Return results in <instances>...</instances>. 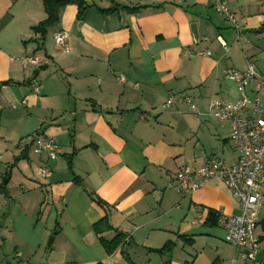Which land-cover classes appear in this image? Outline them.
<instances>
[{"label":"crops","instance_id":"obj_1","mask_svg":"<svg viewBox=\"0 0 264 264\" xmlns=\"http://www.w3.org/2000/svg\"><path fill=\"white\" fill-rule=\"evenodd\" d=\"M226 1L239 30L212 0H84L81 20L70 3L42 38L43 0H0V264H239L209 215L241 213L231 190L219 179L175 188L209 155L238 158L230 122L206 114L240 97L224 71L252 60L264 73V0ZM29 55L40 64H21ZM171 95L203 115L163 107ZM38 133L55 138L57 158L35 152ZM255 232L258 251L242 264H264V200ZM117 235L106 253L101 239Z\"/></svg>","mask_w":264,"mask_h":264},{"label":"built area","instance_id":"obj_2","mask_svg":"<svg viewBox=\"0 0 264 264\" xmlns=\"http://www.w3.org/2000/svg\"><path fill=\"white\" fill-rule=\"evenodd\" d=\"M212 6L239 30L226 0H212ZM53 39L58 46L68 50L66 32L54 33ZM222 44L226 47L224 42ZM200 54H209V51ZM20 62L39 65L41 61L37 56L29 55L21 58ZM224 76L236 84L240 97L236 101L212 100L206 114L221 123L230 122V139L238 151V158L235 163L228 165L216 156L209 155L197 169L184 167L176 176L175 188L184 195L212 179H219L231 190L233 197L241 205V213L228 215L215 210L214 214L225 230V240L235 249H240L235 260L242 264L254 260L258 251L259 238L255 229L264 200V73H260L253 61L249 60L244 71L227 68ZM120 80H123L122 76ZM32 89L38 91L39 85L32 83ZM176 102L186 104L197 117L203 115L188 95H171L167 97L163 107H170ZM33 144L35 152L45 154L47 159H55L60 154L59 145L51 135L38 133L33 138ZM38 172L42 177L51 174L46 164L39 166Z\"/></svg>","mask_w":264,"mask_h":264},{"label":"trees","instance_id":"obj_3","mask_svg":"<svg viewBox=\"0 0 264 264\" xmlns=\"http://www.w3.org/2000/svg\"><path fill=\"white\" fill-rule=\"evenodd\" d=\"M70 3H76L78 5L79 10H78L77 17L79 20H81L83 16V11L86 9V4L84 0H43V5H44L45 12H46V18L39 25L34 26L33 31L35 33H39L41 37L44 38L47 32V29L55 25L58 22L60 10ZM102 11L111 12L110 9L102 10ZM4 187L5 185L1 183L0 191H2ZM209 215H210V220L212 222H214L215 220L217 221V218L214 212H210ZM104 220L105 219H103L102 221ZM121 240L122 238L120 237V235H117L111 241H105L101 239V244L103 245L106 253H111L113 252V250L116 249V247L119 245ZM169 247L170 245L167 244L162 249H159V251H164Z\"/></svg>","mask_w":264,"mask_h":264},{"label":"water","instance_id":"obj_4","mask_svg":"<svg viewBox=\"0 0 264 264\" xmlns=\"http://www.w3.org/2000/svg\"><path fill=\"white\" fill-rule=\"evenodd\" d=\"M80 25H81V22L78 23V28L80 27ZM191 31H192V34H193V36H194V39L197 41L199 35H198V31H197L196 23H191ZM37 72H38L37 70L34 71V73H37ZM6 84H7V82L5 81V82H3V83H0V86H1V85H6ZM6 182H7V179L4 178L3 183L5 184ZM52 239H53V237H50V238H49V243H48V244H51Z\"/></svg>","mask_w":264,"mask_h":264}]
</instances>
